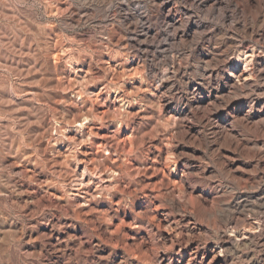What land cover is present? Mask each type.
<instances>
[{"label": "rangeland", "instance_id": "374dc122", "mask_svg": "<svg viewBox=\"0 0 264 264\" xmlns=\"http://www.w3.org/2000/svg\"><path fill=\"white\" fill-rule=\"evenodd\" d=\"M0 264H264V0H0Z\"/></svg>", "mask_w": 264, "mask_h": 264}, {"label": "bare ground", "instance_id": "6f19581e", "mask_svg": "<svg viewBox=\"0 0 264 264\" xmlns=\"http://www.w3.org/2000/svg\"><path fill=\"white\" fill-rule=\"evenodd\" d=\"M246 55H247V54H246ZM239 57H240V56H239ZM241 57H242V55H241ZM241 57H240V58H241ZM245 57H248V55H247V56H245ZM249 57H250V56H249ZM237 232H238V231H237ZM237 232H236V233H237ZM237 235H238V234H237ZM236 239H237V238H236Z\"/></svg>", "mask_w": 264, "mask_h": 264}]
</instances>
